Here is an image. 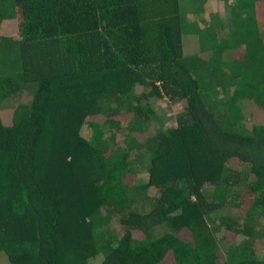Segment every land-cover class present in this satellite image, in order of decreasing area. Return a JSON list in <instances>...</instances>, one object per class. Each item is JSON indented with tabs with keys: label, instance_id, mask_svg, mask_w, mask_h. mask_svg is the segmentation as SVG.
<instances>
[{
	"label": "trees",
	"instance_id": "1",
	"mask_svg": "<svg viewBox=\"0 0 264 264\" xmlns=\"http://www.w3.org/2000/svg\"><path fill=\"white\" fill-rule=\"evenodd\" d=\"M234 6L0 0V97L33 85L0 113V264H264V0Z\"/></svg>",
	"mask_w": 264,
	"mask_h": 264
},
{
	"label": "rangeland",
	"instance_id": "2",
	"mask_svg": "<svg viewBox=\"0 0 264 264\" xmlns=\"http://www.w3.org/2000/svg\"><path fill=\"white\" fill-rule=\"evenodd\" d=\"M184 2L186 0H183ZM232 4H234V0H225V11H223V14H229V12L234 9L235 10V6L232 7ZM212 12V11H210ZM226 19V18H225ZM15 21V20H14ZM16 22V21H15ZM229 22V18H227L226 23L221 24L220 26V33H221V37L228 41L229 43L238 40L240 41L241 39H243L241 36H235L234 35V28L231 24L228 23ZM10 23L7 25V29L6 30H0V32L5 33V34H14L16 32V26L14 28V24L12 23L11 26H9ZM224 26V32L222 27ZM192 27H196V25H193ZM1 36V35H0ZM221 37L219 35L214 36V38L216 40H220ZM190 44L193 46V44L190 42ZM231 45V44H230ZM194 47V46H193ZM195 50L197 49L196 45H195ZM4 59V58H3ZM11 61V60H10ZM14 61V60H13ZM4 65V67H3ZM10 68H11V64L8 62L6 65L2 64L0 65V70L3 71L2 73H7L10 72ZM20 80V79H18ZM32 89H33V85L29 84L26 88V93L24 94V97L22 100L18 101L17 99H12V98H2L0 97V113L1 115L4 117L5 120H8L10 118V115L12 114L14 108L19 105L20 103H24L28 100V98L30 97L31 93H32ZM237 102L243 106L248 108V106H250V102L246 101V97H236ZM166 111L168 114H164L162 115L161 119L165 120L167 118H172L171 115L176 118V112L180 109V105L176 102H169L168 106L165 107ZM172 118V119H174ZM132 121V120H131ZM127 158H124L125 163L130 164V167L134 170V182L135 183H143L147 180L148 177V156L147 153L145 151V149L143 148V146L141 144H137L131 151L128 152ZM163 230H165V226L162 224H158V225H154L153 227H151V233L156 236L158 234H160ZM244 254V253H243ZM94 260V258H93ZM93 264V263H91Z\"/></svg>",
	"mask_w": 264,
	"mask_h": 264
},
{
	"label": "crops",
	"instance_id": "3",
	"mask_svg": "<svg viewBox=\"0 0 264 264\" xmlns=\"http://www.w3.org/2000/svg\"><path fill=\"white\" fill-rule=\"evenodd\" d=\"M10 23V25L9 26H11L12 25V23H11V18L10 17H6V18H4V19H2L1 20V24H0V30L1 29H4V30H6L7 28V25Z\"/></svg>",
	"mask_w": 264,
	"mask_h": 264
}]
</instances>
